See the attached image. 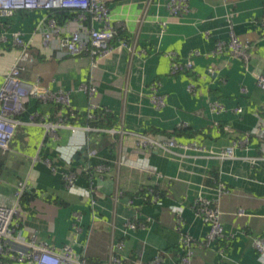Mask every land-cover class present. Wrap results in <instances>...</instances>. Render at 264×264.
Returning <instances> with one entry per match:
<instances>
[{
    "label": "crops",
    "instance_id": "1",
    "mask_svg": "<svg viewBox=\"0 0 264 264\" xmlns=\"http://www.w3.org/2000/svg\"><path fill=\"white\" fill-rule=\"evenodd\" d=\"M168 1L107 0L112 18L124 25L123 38L136 50L115 42V51L98 60L95 67L90 55L46 50L41 36L35 38L36 62L28 66L23 79L71 92L74 112L61 107L53 114L54 103L33 98L20 118L28 120L32 112L48 120L61 114L66 118L80 115L76 123H69L77 127L75 130L63 127L55 137L49 135V145L75 174L76 186L68 188L65 178L58 180L44 159L45 128L22 126L10 150L1 152L2 162L0 155V203L12 205L19 182L27 180V190L35 199L21 221L26 238L37 235L38 240L59 247L71 245L91 264H108L112 246L120 241L125 243L121 250L125 263L134 264L136 259L150 264L162 253V264H179V233L170 206H185L186 229L201 242L209 226L191 206L202 195L218 200L225 231L235 234L225 264H264L252 243L264 230V148L257 137L264 129V91L256 84V74H264V0H189L190 9L182 17L170 14ZM44 16V11L29 10L0 17V33L9 38V42L0 43V84L19 53L11 41L12 33L21 32L28 39ZM231 28L241 40L251 42L249 64L228 51L211 55L217 41L229 40ZM196 51L199 54L193 58L191 72L170 74L169 52L185 59ZM91 75L97 88L92 97L79 89ZM154 81L161 82L160 91L167 96L162 109L150 101ZM190 82L197 85L196 92L188 90ZM215 100L227 111L212 112L210 102ZM239 107L241 113L233 111ZM98 110L114 116L117 132L91 125ZM221 122L225 123L223 130L218 125ZM185 130L192 135L181 134ZM140 134H170L180 142H196L200 149L142 150L137 147ZM245 134H250V141L235 147L234 157H218ZM114 143L117 160L109 164L106 156ZM89 150H95L91 158L106 161L91 167L92 172L87 171ZM100 166L107 168L99 172ZM92 181L99 190L94 205L88 197ZM222 189L227 193L220 194ZM152 190L161 194V204L154 199L140 203L139 196L147 199ZM240 208L246 212L243 216L237 215ZM54 214L53 222L50 218ZM128 221L146 226L127 230ZM220 261L216 244H212L197 248L193 264Z\"/></svg>",
    "mask_w": 264,
    "mask_h": 264
},
{
    "label": "built area",
    "instance_id": "2",
    "mask_svg": "<svg viewBox=\"0 0 264 264\" xmlns=\"http://www.w3.org/2000/svg\"><path fill=\"white\" fill-rule=\"evenodd\" d=\"M167 6L170 14L174 17H182L190 9L189 0H169ZM62 9L70 10L74 14L73 18L64 24L59 23L54 14L57 10ZM21 10H41L45 12V16L38 22L33 34L28 39L21 32L12 33L11 41L18 48L19 53L9 72L3 74L0 84V148L4 151L10 150L11 142L18 128L22 126H42L52 137H55L57 131L63 127L73 130L77 128L66 123L63 114L56 121H49L38 113H31L28 120L20 118L26 112V106L33 98L59 104L63 110H67L69 113L74 112L71 92L62 89L53 90L42 85L39 81L31 82L22 77L28 66L36 62L33 43L37 36H41L42 45L46 50L65 52L71 56L90 55L93 67L97 65L98 60L110 56L115 51V42H119L122 47H127L132 52L136 50L135 47H129L128 42L123 38L124 25L112 18L107 0H0V17H10ZM71 24L74 27H71ZM261 33L264 34V18L261 21ZM229 36L228 41L219 40L216 42L211 55L215 56L228 51L231 56L241 58L246 64H249L251 42L241 40L234 28H231ZM7 42H9L8 36L0 33V43ZM198 54L199 52L196 51L187 58L180 59L175 52H169L170 74L174 76L191 72L194 69L193 58ZM211 74L216 75L213 70ZM256 84L264 91V74H256ZM160 87V81H154L150 86V101L157 109H162L167 103V96L160 91ZM187 88L191 92L197 91V85L194 82H190ZM79 89L92 97L97 90L93 84V76L91 75L89 81L82 83ZM92 106L91 108L96 107ZM210 108L217 114L227 111V108L218 100L210 102ZM233 111L241 113L243 109L239 107ZM85 128L94 129L90 126ZM95 130L101 129L95 128ZM110 131L117 132L118 130L113 128ZM120 132L123 133V131ZM257 134L264 147V129H260ZM249 135L245 134L233 142L218 157L222 159L234 157V148L247 145L250 141ZM137 147L158 152H172V149L177 147L200 149L196 142L185 143L174 138L151 137L146 134L139 135ZM88 155L94 156L95 150H89ZM46 162L51 165L49 159H46ZM106 168V166H100L98 171H104ZM75 178L73 172L65 174L68 188L76 186ZM27 186V180L19 182L16 198L12 205L0 203V264H89L85 255L75 252L71 245L59 247L51 242L38 240L37 235L30 238L23 235L19 203ZM119 193H116V197L120 196ZM221 193H227V190L222 189ZM98 194L99 190L92 182L88 190V197L92 205L97 202ZM154 200L156 201L158 198ZM157 202L161 204L160 200ZM131 203L133 201H130ZM191 207L196 215L209 226V230L204 240L199 242L186 229L185 206L183 204L170 206V210L175 215L176 229L179 233L181 247L179 264H193L197 248L199 246L209 247L212 244H216L217 252L221 255L220 264H225L226 251L235 234L225 231L218 200H211L199 195ZM245 213V210L240 208L237 215L243 216ZM151 219V217L148 218L149 221ZM138 226H146V224L144 222L136 223V221H128L125 224L127 230H135ZM124 232L126 233V231ZM10 242L15 243L17 247L12 248ZM252 243L255 250L264 258V230L262 234L254 237ZM124 246L123 241L112 246L108 264H125V256L121 253ZM21 247L25 249L22 250ZM5 259H9V261H5ZM163 259L162 253H158L150 264H162ZM136 264H142V262L136 260Z\"/></svg>",
    "mask_w": 264,
    "mask_h": 264
},
{
    "label": "trees",
    "instance_id": "3",
    "mask_svg": "<svg viewBox=\"0 0 264 264\" xmlns=\"http://www.w3.org/2000/svg\"><path fill=\"white\" fill-rule=\"evenodd\" d=\"M23 11H29V10H21L20 12H23ZM54 14L57 17L59 23H61V24L65 23L66 21H68L69 19L73 18V16H74V14L70 12V10H65V9L57 10ZM54 104L55 105H52L53 106L52 107V111H53V114H56V112L61 108V106L59 104H56V103H54ZM24 114H23V116H24ZM67 116L68 117L66 118V116L64 114V121L66 123H72V124H74V123L77 122L78 119H80V115L79 114L76 115L75 117H71L69 115H67ZM55 117L56 116H54V118H50L51 120H49V121H56L58 118L57 117L55 118ZM90 123H91V125L93 127H97V128H110V129H112L113 127H115V119H114V116L112 114H110L109 112L105 111V110H98L96 112V114H95V118ZM218 125H220L219 127L223 130L224 129V126H225V123H222L221 122ZM181 134H183V135L188 134L189 136L192 135V133L189 130L182 131ZM49 135L50 134H47L46 139H45V152L46 151L47 152L46 153H43V155H45V158L44 159H49L50 160L52 168L55 169L54 171L56 173L55 174L56 175V178L58 180H62V179L65 178V174L68 173V172H70V165L66 161H64V160L61 159L60 153L56 149L52 148L49 145V142L51 140V138H50ZM146 135H149V134H146ZM149 136L156 137V136H152V135H149ZM172 137H173L172 135L168 134L167 136L162 137V138H172ZM257 137H258V135H257ZM174 139H175V137H174ZM2 151L3 150L0 148L1 162H2V159L4 157L1 154ZM117 152H118L117 143H114L112 145V147L109 149V155L106 156L107 158H109V160H107V162L109 164L112 163L111 160H113V161H116L117 160ZM88 160H89L88 163L90 164L87 167L88 168V170H87L88 172H92L93 171L91 169V167L95 168L97 165L99 166V164L100 165H105L106 164V161H104L103 159L100 160V159H95V158H91L90 157ZM111 166H113V165H111ZM27 189L24 192V194L21 196L20 203H19V207H20V210H21V216L23 215V212H24L25 209L26 210L30 209V204H31L32 200L35 199L34 196H33V194H31L30 192H28ZM153 190L150 191V195L147 197V199L144 198L145 197L144 195L139 196L141 198L140 203L152 202V200L153 199H156V198H158V200H156V203H158L157 201L160 200V195L161 194L159 195V193H156V191H153ZM153 209H155V207ZM152 215H154L153 212H152ZM136 223H138V221H136ZM22 225H23V223H22ZM21 227L23 228V226H21ZM2 259L4 260V258H2ZM5 261H9V259H5ZM87 261H88L89 264H91V262L88 259H87ZM133 263L136 264V259L134 260ZM125 264H129V263L126 262Z\"/></svg>",
    "mask_w": 264,
    "mask_h": 264
},
{
    "label": "rangeland",
    "instance_id": "4",
    "mask_svg": "<svg viewBox=\"0 0 264 264\" xmlns=\"http://www.w3.org/2000/svg\"><path fill=\"white\" fill-rule=\"evenodd\" d=\"M35 177V174L32 176V179ZM25 213L23 212V215H22V219H23V217L25 218ZM55 218H56V215L54 214V215H52V217L50 218V221H55ZM10 246H12V248H16L17 246L15 245V243H13V242H10ZM20 249H22V250H24L25 248L24 247H21Z\"/></svg>",
    "mask_w": 264,
    "mask_h": 264
}]
</instances>
